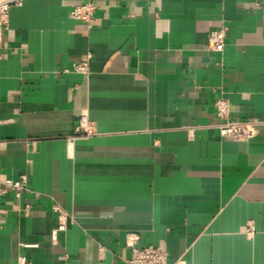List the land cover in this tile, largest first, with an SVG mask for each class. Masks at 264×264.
Instances as JSON below:
<instances>
[{
  "label": "crops",
  "instance_id": "1",
  "mask_svg": "<svg viewBox=\"0 0 264 264\" xmlns=\"http://www.w3.org/2000/svg\"><path fill=\"white\" fill-rule=\"evenodd\" d=\"M85 1L22 0L2 29L0 180L28 190L0 198V264H128L131 241L264 264V0H93L83 22ZM220 96L246 141L219 135Z\"/></svg>",
  "mask_w": 264,
  "mask_h": 264
},
{
  "label": "built area",
  "instance_id": "2",
  "mask_svg": "<svg viewBox=\"0 0 264 264\" xmlns=\"http://www.w3.org/2000/svg\"><path fill=\"white\" fill-rule=\"evenodd\" d=\"M22 0H0V38L2 29L8 23L9 10L13 6L21 5ZM96 5L93 0H86L84 3L75 5L70 14L73 18L83 22L93 19ZM226 27H220L209 32L207 36L208 49L221 51L224 46ZM88 58L73 64V70L80 73L88 72ZM215 115L219 120L217 124L218 132L221 137H229L238 141H246L252 134V121L230 119V108L228 100L220 96L214 102ZM94 132V125L88 120L85 114H80L74 127L77 137H87ZM27 177L25 174L19 175L15 179L0 180V198H4L11 193L13 198L19 199L22 192L27 191ZM53 210L57 212V223L51 231V242L56 243L57 233L66 227L67 215L63 209L55 204ZM4 208L0 204V212ZM130 257L128 264H167V251L160 245H148L145 247L136 246L134 241L128 243ZM18 264H26L23 258L19 259Z\"/></svg>",
  "mask_w": 264,
  "mask_h": 264
}]
</instances>
